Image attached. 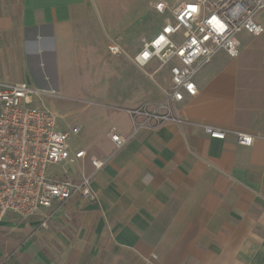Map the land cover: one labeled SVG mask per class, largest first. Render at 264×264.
<instances>
[{"label": "crops", "instance_id": "obj_1", "mask_svg": "<svg viewBox=\"0 0 264 264\" xmlns=\"http://www.w3.org/2000/svg\"><path fill=\"white\" fill-rule=\"evenodd\" d=\"M106 2L0 0L1 81L62 87L74 74L113 87L76 124L85 132L79 147L107 158L93 179L98 203L55 204L19 223L8 213L0 264H264V33L240 34L237 57L215 55L195 77L197 95L169 104V120L136 127L128 109L165 94L113 61L124 56L142 72L108 51L111 23L96 14L111 12ZM113 128L126 139L120 149ZM232 131L255 135L252 145Z\"/></svg>", "mask_w": 264, "mask_h": 264}, {"label": "built area", "instance_id": "obj_2", "mask_svg": "<svg viewBox=\"0 0 264 264\" xmlns=\"http://www.w3.org/2000/svg\"><path fill=\"white\" fill-rule=\"evenodd\" d=\"M153 7L167 18L138 52L127 54L119 38H111L107 46L112 55L125 54L146 75V68L153 64L156 68L151 75L169 72L170 87L157 84L165 94L163 101L149 100L128 109L136 127L169 120V104L197 95L195 77L215 55L225 51L237 57L243 49L240 34L264 33V25L258 20L264 0H184L175 6L159 0ZM55 95L54 89L27 81L0 80V226L8 213L29 218L72 200L98 203L93 179L107 158L76 145L81 126L64 128L59 124L58 113L48 103ZM141 118L142 122L138 120ZM202 127L212 138L225 139L228 133L211 125ZM232 132L239 144L252 145L255 135ZM109 134L116 149L126 143L115 128ZM258 137L264 138V134ZM85 159L92 167L90 173L84 171ZM68 164L78 169L80 179L71 177ZM41 226H49L47 219ZM148 263L153 264L151 260Z\"/></svg>", "mask_w": 264, "mask_h": 264}, {"label": "rangeland", "instance_id": "obj_3", "mask_svg": "<svg viewBox=\"0 0 264 264\" xmlns=\"http://www.w3.org/2000/svg\"><path fill=\"white\" fill-rule=\"evenodd\" d=\"M152 1L155 2L158 0H109L106 4L111 8V12H106V17L103 16V12H101L99 8L97 9L98 11H96V14L99 15V18H101L102 22L104 21L107 27L111 23L109 31L112 38H119L124 50L129 55H134L138 52L144 41L156 34L167 18L166 15L157 14L154 8L149 6ZM167 1H170L171 4L175 6L184 0ZM107 13L110 16H108ZM258 20L264 25V10L258 15ZM130 22H132V24L128 27ZM126 25L127 27H125ZM110 56L114 57L112 55ZM115 59L121 61L124 72L129 73L134 71L142 77L145 82V87L153 83L163 86L162 88L165 89L170 87V79L167 71L162 70L157 75L153 76L151 73L156 66H150L146 68L149 74L146 75L139 70H135L134 67L126 61L124 56H117L113 58V61H115ZM95 78L94 83H96V85H93L94 83L90 77L71 74L64 77L65 84L62 87H50V89L56 91V95L49 97L48 103L58 113V122L62 127L67 128L91 120V112L97 107L93 105L92 102H103V96L109 89L113 88L109 87L110 83L107 85L105 84L107 80L106 77L96 76ZM109 78L113 81L111 72ZM84 134L81 133L76 138L75 143L77 146L84 145ZM66 170L73 178L78 172V169L72 164L66 165ZM8 215L11 218H15L17 223L24 219L13 213H9Z\"/></svg>", "mask_w": 264, "mask_h": 264}]
</instances>
